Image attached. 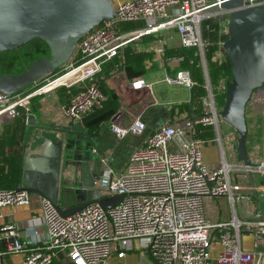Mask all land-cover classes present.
Here are the masks:
<instances>
[{"label":"built area","instance_id":"obj_1","mask_svg":"<svg viewBox=\"0 0 264 264\" xmlns=\"http://www.w3.org/2000/svg\"><path fill=\"white\" fill-rule=\"evenodd\" d=\"M110 2L116 15L102 20L76 42L62 74L47 79L26 94L0 91V126L15 118L18 106L29 112L32 97L62 86L70 94L68 104L62 108L65 118L82 122L84 116L99 108L104 100L97 77L102 65L135 37L168 29L178 34L181 47L195 48L206 80V94L201 98L202 113L190 116L184 112L174 122L156 127L143 144L133 148L118 174L107 164V159L102 158L104 167L95 188L103 196L122 194L119 204L104 208L93 201L74 214L62 216L49 199L40 197L45 240L31 247H28L32 242L29 239L15 241L8 245V250H26L20 264H52L55 260L61 264H110L113 253L119 258L125 256L135 248L137 240L136 249L147 255L149 264H264V217H233L212 223L207 220L205 208L206 197L226 196L233 207L234 203L248 197L243 192L255 186L233 179L237 171H245V176L253 170L264 173V159L258 165L247 167L228 163L222 156L217 167L208 168L201 149L204 140L197 137L202 127H217L220 120L221 108L216 104L210 85L206 53L215 46L214 58L224 60L223 46L230 37L229 10L221 6L222 0ZM243 5L256 9L264 5V0H243ZM205 20L218 25L214 39L210 34H202ZM135 21L146 25L136 31L120 30L121 23ZM205 29L210 30V25L205 24ZM160 51L163 52V48ZM164 59L180 63L182 58ZM70 73L68 80L59 81ZM165 81L189 89L194 85L186 68L167 74ZM226 82L220 79L216 90L225 91ZM131 86L134 89L149 87L142 78L135 79ZM256 101L253 93L248 103ZM262 103L264 105V101ZM261 115L264 118V108ZM111 129L118 138H123L127 134L141 135L146 124L138 115L129 126L112 125ZM31 199L32 194L26 190L0 188V207L29 205ZM0 232L5 237L16 235L12 224L0 226ZM243 233L253 238L251 250L243 248ZM217 243L220 249L212 254Z\"/></svg>","mask_w":264,"mask_h":264},{"label":"crops","instance_id":"obj_2","mask_svg":"<svg viewBox=\"0 0 264 264\" xmlns=\"http://www.w3.org/2000/svg\"><path fill=\"white\" fill-rule=\"evenodd\" d=\"M126 24H120L121 31H136L146 25L144 22L135 21L133 24H139L138 27L126 29L123 27ZM124 47L127 48L128 52L138 55L129 57L124 64L120 62L119 65H113L112 70H109V74L101 78L102 86L106 93L112 94L118 100V108L107 119L102 120L98 126L91 127L92 132L97 130L95 135H91V139L83 132L77 130L56 128L55 125H71L74 123L65 118L62 110L63 106L68 104L70 98V94L65 87H58L31 99L28 114L34 115L36 123L26 125L24 156L35 157L43 149L50 151L56 145H61L62 158L70 162L68 169L71 172L75 171L74 176L71 174L70 184L64 185L59 194L57 203L62 207H67L77 202V195L72 188L76 187L75 181L80 182V169L83 167V162H89L91 171L95 176L99 177L104 167L101 160L105 157L107 164L114 170L115 174H118L124 169L133 148L143 144L147 135L156 127L167 122H174L184 112H188L190 116L195 115L192 111H186L181 107V105L190 102L191 89L180 85H177L179 86L178 88H185L188 93L187 96L176 100L171 108L167 110H159L153 107L157 104V98L153 94L152 83L160 81L171 85L165 81V76L167 74L173 75L179 68H182L180 66L181 62L169 63L164 59L170 57L165 55L166 49L181 47L179 36L173 29L135 37L122 48ZM161 48H163V52L160 51ZM154 68L161 70V72H157V74L160 73V79L147 82L145 79L146 74ZM150 76L153 77V75ZM138 78L144 79L149 87L134 89L131 83ZM254 98L257 101L252 104L248 103L246 107V148L252 161L259 162L264 159V118L261 115V110L264 108L262 103L264 101V88L262 89L261 87L255 90ZM138 115L141 116L146 124V129L141 135L127 134L123 138H118L112 131V125L127 127ZM248 115H252L255 120L257 117L259 118V127L252 133V137L251 127L247 120ZM254 119V123L258 122V120L255 121ZM88 123L90 125L92 122ZM81 124L86 131H89L86 124L84 125L83 122ZM197 137L204 140L201 149L203 160L208 168L217 167L222 156L228 163L238 166L242 164L236 157L237 133L221 119L217 127L214 125L202 127ZM245 173V171L239 170L232 178H237L246 186H255L254 189H246L243 192L248 197L234 203V207L226 196L206 197L207 220L216 223L227 221L233 217L239 219L263 217L260 213V202L262 203L264 200V191L262 190L264 188V173L258 170H253L251 174L246 176ZM40 199L39 195L32 194L29 205H6L0 207V226L12 224L15 228L16 235L13 236L14 240L12 242H22L25 239H29L32 242L28 247H31L35 244H42L45 240L46 227L41 219ZM246 234H242V239L244 236L246 237ZM0 238L4 239L5 236L1 234ZM12 242L4 239L0 243V262L4 264H20L24 258L26 250L20 252L8 250L7 247ZM137 246L138 241L135 240V248L120 258L113 253L109 260L110 264H149L144 259V257L147 258V255L136 249ZM219 249L220 246L217 243L212 250V254H216Z\"/></svg>","mask_w":264,"mask_h":264},{"label":"water","instance_id":"obj_3","mask_svg":"<svg viewBox=\"0 0 264 264\" xmlns=\"http://www.w3.org/2000/svg\"><path fill=\"white\" fill-rule=\"evenodd\" d=\"M221 6L229 10L230 37L224 43L231 79L225 84V97L220 119L237 133V160L243 166L258 165L249 157L246 148V106L255 90L264 84V5L247 8L243 0H222ZM116 11L110 0H0V53L15 49L32 39L43 40L48 55L32 61L26 70L14 74H0V91L14 93L51 73L68 62L76 42L104 19L113 18ZM27 124L36 123L28 114ZM58 129L77 130L89 139L92 136L81 122L55 125ZM61 145L52 150L43 149L35 157L25 155L22 165V183L18 190H26L49 199L62 216L82 210L96 201L108 208L121 202L123 195L103 196L93 184L84 181L82 168L80 182L72 188L77 202L62 207L58 197L64 185L70 184V162L62 158ZM72 176V177H73ZM96 176L94 180H98ZM2 232H0L1 235ZM6 241H13L7 236ZM4 239L0 238V243Z\"/></svg>","mask_w":264,"mask_h":264},{"label":"trees","instance_id":"obj_4","mask_svg":"<svg viewBox=\"0 0 264 264\" xmlns=\"http://www.w3.org/2000/svg\"><path fill=\"white\" fill-rule=\"evenodd\" d=\"M205 24L210 25V30L205 29ZM218 25L214 21L205 20L203 23V35H211L214 39L216 36ZM38 39V38H36ZM33 40V39H32ZM41 40V39H40ZM31 41V40H30ZM44 42L43 40H41ZM45 43V42H44ZM46 44V43H45ZM47 46V45H46ZM48 48V47H47ZM10 51V50H6ZM3 51V52H6ZM215 46H211L206 53L207 60V71L210 81V85L215 92V100L218 107H222L224 103L225 91H217L216 85L223 79L228 81L231 79V68L226 52L224 53V60L218 61L214 58ZM2 53V52H1ZM0 53V54H1ZM49 53L48 50L35 49L34 56L31 60L34 61L40 57H43ZM48 55V54H47ZM46 55V56H47ZM138 54L130 53L127 48H122L116 56H114L109 61L102 65L100 72L97 74L98 84L100 90H102L104 95V100L99 108H94L90 110L83 118V124L89 128V134L95 135L92 132L91 127L98 126L102 120L107 119L112 113H114L118 108V100L112 96V94H107L102 86L101 78L109 74V70H112L113 65H119L125 63L127 59L131 56H137ZM166 56L179 55L181 59L180 66L186 68L190 71L191 77L194 81L190 92V102L181 105L186 111H189L195 115L202 113L201 98L206 94L205 88V77L201 66L199 65V60L195 55V48H183L178 47L174 49H166ZM30 62V63H31ZM77 63V61H76ZM65 66V65H64ZM64 66H60L54 69L51 73L47 74L43 78L37 80L36 82L16 91L17 93L26 94L32 89L36 88L41 83L45 82L47 79L57 77L64 72ZM3 68V67H2ZM8 67H6L7 69ZM1 69V68H0ZM0 74H8L7 70H0ZM35 97V96H34ZM32 97L31 99H34ZM31 104V100H30ZM180 106V105H179ZM191 107V108H190ZM187 114H189L187 112ZM28 111L22 107H17V114L15 118L7 123H4L0 128V188L6 189H16L21 185L22 182V163L24 159V148H25V133H26V118ZM88 122H92L88 125ZM52 264H61L60 261H54Z\"/></svg>","mask_w":264,"mask_h":264},{"label":"rangeland","instance_id":"obj_5","mask_svg":"<svg viewBox=\"0 0 264 264\" xmlns=\"http://www.w3.org/2000/svg\"><path fill=\"white\" fill-rule=\"evenodd\" d=\"M133 23L134 22H132V23L129 22L126 25H123V27L126 29H132V28L139 26V24H133ZM37 48L44 49L45 51L48 50L46 44L44 42H42L40 39H33V40L27 42L26 44H23V45L15 48V49H12V50L6 51V52H2L0 54V68H1L0 70H3V71L7 70L9 75L18 74V73L26 70L28 65L30 64L33 56H34L35 49H37ZM47 54L48 53H46V55ZM70 58H71V56H70ZM70 58H69V60H70ZM65 64H63V66ZM6 67H8V68L6 69ZM157 72H161V70L158 68H154V69L148 71L147 74L145 73L146 74V77H145L146 81L149 82L151 80L160 79V73L157 74ZM150 75H153V77ZM152 84H153V86H152L153 94L157 98V104H155L153 107L156 109H159V110L170 109L172 104L176 100H179L181 97H185L188 94L187 90L185 88H178L179 86H177L175 84L168 85V84L162 83L160 81L152 83ZM261 87L263 89L264 84ZM254 93H255V91H254ZM253 119L254 118L252 115L251 116L248 115L247 120H248V123L250 124V127H251V137H252V133L254 131H256L257 127H259L258 126L259 118L258 117L256 118V120H258V122L254 119L256 121L255 123H254ZM82 172H83L84 181L87 184H93L94 183V187H95L96 180H94V179L96 176L91 171L89 162H86V161L83 162ZM260 209H261L260 213L264 217V200L262 203L260 202ZM242 244H243V248L245 250H251L253 248V238H252L251 234L247 233L246 237L245 236L243 237ZM144 259L147 262H149V260H147L148 258L144 257ZM143 262H145V261H143Z\"/></svg>","mask_w":264,"mask_h":264},{"label":"bare ground","instance_id":"obj_6","mask_svg":"<svg viewBox=\"0 0 264 264\" xmlns=\"http://www.w3.org/2000/svg\"><path fill=\"white\" fill-rule=\"evenodd\" d=\"M71 76V73L70 74H67L65 75L64 77H62L59 81H64V80H68Z\"/></svg>","mask_w":264,"mask_h":264}]
</instances>
